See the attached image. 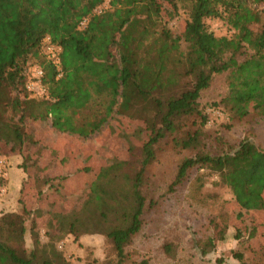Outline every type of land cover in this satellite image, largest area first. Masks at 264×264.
Returning <instances> with one entry per match:
<instances>
[{
    "label": "trees",
    "instance_id": "obj_1",
    "mask_svg": "<svg viewBox=\"0 0 264 264\" xmlns=\"http://www.w3.org/2000/svg\"><path fill=\"white\" fill-rule=\"evenodd\" d=\"M105 3L0 0V140L6 137L20 148L25 118L48 120L56 131L86 139L114 113L150 102L152 117L140 118L148 130L144 142L126 159L99 169L90 196L71 216L74 241L82 235L105 236L116 254V263L109 264H122L125 248L143 223L145 168L164 138L185 151L167 191L183 189L191 179L201 183L198 172L207 171L229 189L240 213L264 210V150L242 139L219 154L206 151L207 116L199 102L213 79L224 75L226 93L214 105L223 107L231 120L264 118V26L258 11L264 0ZM164 4L173 17L181 9L186 13L179 37L166 27ZM99 7L104 8L96 13ZM207 19L223 21L229 35L216 36L205 25ZM45 38L60 46L58 63L42 53ZM32 59L44 70L46 93L40 99L29 98L25 87V69ZM183 79L188 86L179 93L164 101L153 97ZM18 202L20 210L0 215V264H67L52 242H40L32 227L33 247L26 252V217L32 211L21 196ZM210 246L215 247L212 237L203 255Z\"/></svg>",
    "mask_w": 264,
    "mask_h": 264
},
{
    "label": "rangeland",
    "instance_id": "obj_2",
    "mask_svg": "<svg viewBox=\"0 0 264 264\" xmlns=\"http://www.w3.org/2000/svg\"><path fill=\"white\" fill-rule=\"evenodd\" d=\"M107 2L108 0L104 7H108ZM258 11L261 12V24L264 26V4L258 5ZM162 15L166 20L167 29L175 37H179L184 29L186 13L181 9L179 14L173 17L168 5L164 4ZM205 25L216 36L229 35L227 26L219 19H207ZM181 50L185 51L184 43H181ZM37 65L41 66L36 59L27 64L25 87L32 83L33 69ZM187 82V79H183L179 86L158 91L153 97L164 101L172 92L179 93L185 89ZM225 93V76L220 75L213 79L207 90L201 92L199 98L200 108L207 116L203 128L206 133V151L219 154L229 145H236L242 139H248L264 150V118L249 115L241 120H231L223 107L214 105ZM28 94L31 99L41 98V95L34 91ZM121 112L137 119H150L153 115L148 101L139 102L133 110ZM110 119L102 126L109 133L106 137L107 155L104 161L108 164L126 159L131 151L141 146L147 136L142 124L137 120L126 125L110 122ZM135 124H138V128ZM158 145L155 159L145 168L146 199L142 227L132 243L125 248L126 257L122 264H264V210L240 213L239 208L231 201L229 189L219 184L217 177L207 171L198 172V175H203L201 183L197 184L191 179L185 188L167 191L185 151L175 149L172 142L166 138ZM112 151H116V154L110 155ZM20 158L18 145L13 140L2 138L0 161H5L6 170L0 172L3 177L0 180V215L18 211L22 207L17 201L18 189H8L7 186L8 174L11 171L22 175L24 160ZM15 177L18 182V176ZM23 187L22 182L21 188ZM35 188L40 190V196L45 195L42 192L46 187ZM49 201L56 206H63L65 203L51 198ZM28 205V210L34 209L32 201ZM77 209L75 208V211ZM70 222L71 218L50 217L39 220L32 212L26 217V252L29 253L33 247V237L29 232L32 227L39 233L40 242H52L67 264L116 263V254L109 239L101 235H82L74 241L70 234ZM237 231L239 237H236ZM210 237L213 238L215 247L210 246L209 252L203 255L201 250ZM235 253L241 255V260L236 258Z\"/></svg>",
    "mask_w": 264,
    "mask_h": 264
},
{
    "label": "crops",
    "instance_id": "obj_3",
    "mask_svg": "<svg viewBox=\"0 0 264 264\" xmlns=\"http://www.w3.org/2000/svg\"><path fill=\"white\" fill-rule=\"evenodd\" d=\"M133 120L142 124L147 135L146 125L140 119L114 113L110 122L127 125ZM135 125L138 128V124ZM21 133L23 143L20 147V159L24 160V173L22 170V175L14 170L11 171L8 174V189L17 188L18 199L20 195L27 207L32 201L34 209L31 211L39 220L50 217L51 219L71 218L75 208L77 209L90 196V184L99 169L108 164L104 161L107 155L106 137L109 133L103 127L94 135L83 139L77 135L56 131L48 120L32 118L24 119ZM114 153L116 154V151L109 154ZM3 162L5 164V161ZM15 176H18V182ZM22 182L23 188H21ZM35 187H46L42 192L45 195L40 196V190ZM21 189L22 192L19 194ZM49 198L65 203L63 206L52 205Z\"/></svg>",
    "mask_w": 264,
    "mask_h": 264
},
{
    "label": "built area",
    "instance_id": "obj_4",
    "mask_svg": "<svg viewBox=\"0 0 264 264\" xmlns=\"http://www.w3.org/2000/svg\"><path fill=\"white\" fill-rule=\"evenodd\" d=\"M102 7H99L95 9L96 13L101 12ZM86 23V20H83L80 22V27H84ZM61 52L60 46L53 44L50 42L49 38H45L44 44L42 46V53L46 58L53 60V62L58 63L59 62V54ZM58 72H60V69L58 68ZM60 76V74L58 75ZM43 77H44V71L41 66L37 65L33 69V80L32 83L26 86V89L29 92H36L39 95H44L46 93L45 87L43 85ZM4 162L0 161V172L4 169Z\"/></svg>",
    "mask_w": 264,
    "mask_h": 264
}]
</instances>
